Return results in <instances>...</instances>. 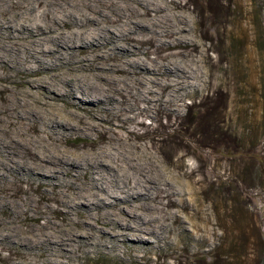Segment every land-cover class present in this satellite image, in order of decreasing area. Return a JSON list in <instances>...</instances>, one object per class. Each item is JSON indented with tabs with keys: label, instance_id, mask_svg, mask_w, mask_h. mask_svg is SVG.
I'll return each instance as SVG.
<instances>
[{
	"label": "bare ground",
	"instance_id": "1",
	"mask_svg": "<svg viewBox=\"0 0 264 264\" xmlns=\"http://www.w3.org/2000/svg\"><path fill=\"white\" fill-rule=\"evenodd\" d=\"M152 10L157 14L150 17ZM113 17L116 22L106 21ZM195 26L191 12L157 0H0V67L10 68L9 76L26 75L22 82L27 86L24 94L9 97L7 109L0 108V198L16 199L3 191L15 181L37 182L45 192L50 187L66 215L64 222L50 220L22 231L23 220L42 217L30 213L35 199L15 206L0 200L7 211L23 215L0 226V245L13 249L9 264H69L78 250L103 247L120 254L127 252L125 245L136 259L148 256L162 241L170 242L177 228L185 234L188 223L191 240L214 245L227 217L228 196L213 200L201 190L195 173L187 172L191 148L189 153L162 154L140 142L145 134L134 140L126 126L136 120L129 112L154 116L157 110L177 111L176 105L208 85L203 56L196 62L187 53L150 59L137 52L141 48L129 37L154 33L159 48L197 49L189 33ZM256 62L249 55L248 80L254 87ZM198 70L200 76L195 75ZM131 100L147 106L140 108ZM105 131L112 134L109 144L64 149L73 136L89 133L98 139ZM80 175L86 179L82 187L75 184ZM66 179L67 192L61 188ZM162 182L179 214L173 208H166L163 216L158 213ZM70 201L80 220L68 209Z\"/></svg>",
	"mask_w": 264,
	"mask_h": 264
},
{
	"label": "rangeland",
	"instance_id": "2",
	"mask_svg": "<svg viewBox=\"0 0 264 264\" xmlns=\"http://www.w3.org/2000/svg\"><path fill=\"white\" fill-rule=\"evenodd\" d=\"M157 1L172 5L176 11L192 13L196 26L189 33L194 39L192 43L198 48L190 46L165 50L156 46V34L144 33L129 37L141 48L137 52L145 53L150 59L187 53L195 62L203 56L208 68V85L204 92L198 94L195 90L194 96L176 105L177 111L157 110L154 116L136 115L138 111L129 112V115L136 116V120L126 123V126L131 130L134 140H138L137 135L145 134L146 138L140 142L162 150V154L163 151L189 153L191 148L192 152L185 160L187 172L195 173L193 177L198 179L197 184L202 191H208L213 200H218L219 196H228L226 220L214 236L215 247L209 241L202 244L196 239L191 240L188 236L193 227L188 223L185 234L177 228L171 243L168 240L162 241L160 247L148 256L140 255L134 259L128 253L126 245L127 252L120 254L95 247L93 251L78 250V253L72 255L69 264H264V0ZM156 14L154 10L148 12L150 17ZM106 21L114 23L116 18ZM167 36L171 37V34ZM89 53L90 50H87L86 54ZM251 54L257 60V87L252 86L248 80L247 59ZM119 60L121 59H117ZM102 62L108 63L107 60ZM84 67L89 69L88 65ZM9 72L10 68L7 66L0 67L2 110L9 106L10 96L24 94L27 89L22 82L26 75L15 73L14 76H9ZM199 74L201 75L200 70L195 75L200 76ZM118 75L122 76L123 73ZM132 90L136 91L135 88ZM131 101L140 108L147 106L145 101ZM229 113L233 117H228ZM34 135L37 133L34 132ZM91 136L89 133L86 136H73L64 142V149L92 150L102 144H109L112 134L111 131H105L98 139ZM175 143L180 146L177 148ZM67 180L61 187L66 192L69 189L65 186L69 181ZM75 181L77 186L82 187L86 179L80 175ZM132 181L130 178L129 182ZM11 185L3 191L6 195L14 193L16 199L6 198L3 201L0 198L2 203L8 202L15 206L19 201L25 200L28 203L34 198L35 211L30 213L42 216L36 221L23 220L20 228L22 231H28L33 224L66 220L50 187L45 192L38 188L37 182L32 184L29 181H15ZM160 192L164 196L157 209L158 213L163 216L166 208H173L179 214L181 209L173 206V197L166 194L164 182L160 184ZM68 209L73 212L75 220H80L73 203ZM91 213L95 214L97 210ZM14 219H23V215L17 216L15 212L7 211L0 202V226L5 220ZM99 228L102 230V224ZM188 242H191L189 247L185 245ZM12 251V248L6 249L0 245V264H9ZM165 252H172L173 255L167 256ZM35 261H39V258L35 257Z\"/></svg>",
	"mask_w": 264,
	"mask_h": 264
}]
</instances>
